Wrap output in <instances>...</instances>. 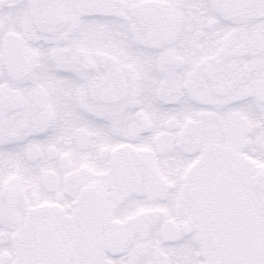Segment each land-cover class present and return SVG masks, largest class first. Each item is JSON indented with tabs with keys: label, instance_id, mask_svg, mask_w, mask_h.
<instances>
[{
	"label": "snow or ice",
	"instance_id": "6c2138e0",
	"mask_svg": "<svg viewBox=\"0 0 264 264\" xmlns=\"http://www.w3.org/2000/svg\"><path fill=\"white\" fill-rule=\"evenodd\" d=\"M0 264H264V0H0Z\"/></svg>",
	"mask_w": 264,
	"mask_h": 264
}]
</instances>
